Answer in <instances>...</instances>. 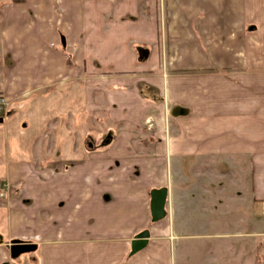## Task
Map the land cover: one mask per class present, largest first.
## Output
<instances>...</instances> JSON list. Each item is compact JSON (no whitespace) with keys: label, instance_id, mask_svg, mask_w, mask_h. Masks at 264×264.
<instances>
[{"label":"crops","instance_id":"1","mask_svg":"<svg viewBox=\"0 0 264 264\" xmlns=\"http://www.w3.org/2000/svg\"><path fill=\"white\" fill-rule=\"evenodd\" d=\"M4 4L0 264H175L193 212L263 221L264 0Z\"/></svg>","mask_w":264,"mask_h":264},{"label":"rangeland","instance_id":"2","mask_svg":"<svg viewBox=\"0 0 264 264\" xmlns=\"http://www.w3.org/2000/svg\"><path fill=\"white\" fill-rule=\"evenodd\" d=\"M9 1L0 0V8ZM139 47L137 46V49ZM230 206V212L234 213L226 214L225 211L223 215L221 212H215L214 215L206 217L197 210L198 216L194 212L189 216L192 221L199 223V227L203 225L209 227L205 229L198 227V230L189 227L184 232L178 233L179 237L173 241L172 251L175 264H253L259 254L261 240L247 235L253 233L252 230H259L261 227L264 229V217L262 222L248 221L244 226L242 222L239 223V217L246 213L249 219L253 216V212L249 211V208L246 210L241 204L232 203ZM184 222L187 223L188 219ZM245 245H247L246 256Z\"/></svg>","mask_w":264,"mask_h":264},{"label":"water","instance_id":"3","mask_svg":"<svg viewBox=\"0 0 264 264\" xmlns=\"http://www.w3.org/2000/svg\"><path fill=\"white\" fill-rule=\"evenodd\" d=\"M148 51L141 50V59L147 58ZM4 123V119H0V124ZM151 209H152V221L154 223L164 220L168 216L167 205L169 199V189L163 188L160 190H154L151 193ZM150 232L144 231L140 233L132 242V256L136 255L143 249H145L149 243ZM12 256L14 258L19 257L21 254L31 252L35 246L24 243L21 241L12 242Z\"/></svg>","mask_w":264,"mask_h":264},{"label":"built area","instance_id":"4","mask_svg":"<svg viewBox=\"0 0 264 264\" xmlns=\"http://www.w3.org/2000/svg\"><path fill=\"white\" fill-rule=\"evenodd\" d=\"M9 114V101L7 97L0 93V119H6ZM152 124H150L151 126Z\"/></svg>","mask_w":264,"mask_h":264},{"label":"trees","instance_id":"5","mask_svg":"<svg viewBox=\"0 0 264 264\" xmlns=\"http://www.w3.org/2000/svg\"><path fill=\"white\" fill-rule=\"evenodd\" d=\"M26 0H13V3H25Z\"/></svg>","mask_w":264,"mask_h":264}]
</instances>
